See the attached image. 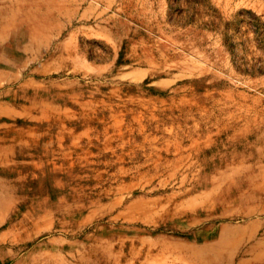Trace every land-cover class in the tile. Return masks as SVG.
Masks as SVG:
<instances>
[{
  "label": "rangeland",
  "instance_id": "1",
  "mask_svg": "<svg viewBox=\"0 0 264 264\" xmlns=\"http://www.w3.org/2000/svg\"><path fill=\"white\" fill-rule=\"evenodd\" d=\"M103 250L264 264V0H0V264Z\"/></svg>",
  "mask_w": 264,
  "mask_h": 264
},
{
  "label": "bare ground",
  "instance_id": "2",
  "mask_svg": "<svg viewBox=\"0 0 264 264\" xmlns=\"http://www.w3.org/2000/svg\"><path fill=\"white\" fill-rule=\"evenodd\" d=\"M103 254H101L100 256L103 258V260H102V263L101 264H108V262L110 261V256H109V254L107 253V251L106 250H103ZM121 255V254H120ZM81 257V256H80ZM118 257H120V256H118ZM85 261V260H84Z\"/></svg>",
  "mask_w": 264,
  "mask_h": 264
}]
</instances>
